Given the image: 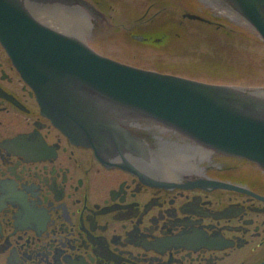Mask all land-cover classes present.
<instances>
[{"label":"flooded vegetation","instance_id":"af4514ba","mask_svg":"<svg viewBox=\"0 0 264 264\" xmlns=\"http://www.w3.org/2000/svg\"><path fill=\"white\" fill-rule=\"evenodd\" d=\"M67 2L76 27L47 18L46 4H24L38 20L130 63L97 47L110 25L108 0ZM180 2L184 10L168 15L200 23L222 38L216 47L258 33L236 0ZM160 12L139 31L124 26L126 36L166 42L168 33L151 24ZM78 95L94 112L70 136L44 113L0 40V264H264L263 168L87 88Z\"/></svg>","mask_w":264,"mask_h":264},{"label":"water","instance_id":"95a60500","mask_svg":"<svg viewBox=\"0 0 264 264\" xmlns=\"http://www.w3.org/2000/svg\"><path fill=\"white\" fill-rule=\"evenodd\" d=\"M236 1L264 39L259 11L264 0ZM27 2L46 4L49 19H56L69 3L0 0V40L35 89L44 113L70 136H76L94 112L90 103L85 111L80 102L78 94L87 88L208 148L264 169V86L212 83L120 62L38 20Z\"/></svg>","mask_w":264,"mask_h":264},{"label":"rangeland","instance_id":"374dc122","mask_svg":"<svg viewBox=\"0 0 264 264\" xmlns=\"http://www.w3.org/2000/svg\"><path fill=\"white\" fill-rule=\"evenodd\" d=\"M108 1L110 25L95 38L100 50L140 67L206 82L264 86V42L258 33H249L246 38L244 33L247 34V31L241 30L237 41L234 39L229 41L228 46L224 44L223 47H216L213 44L220 42L222 38L203 29L200 23H187L186 20L181 23L180 18L168 15L171 8L184 10V3H179L180 0ZM150 2L155 4V8L144 19L142 16ZM155 9H160L161 12L149 22H155L157 29L168 33L166 42L145 44L131 41L128 34H125L126 27L139 24L135 27L137 31L143 26L147 27L144 23ZM72 17L73 14L61 9L57 20H72V26L76 27L77 23Z\"/></svg>","mask_w":264,"mask_h":264}]
</instances>
